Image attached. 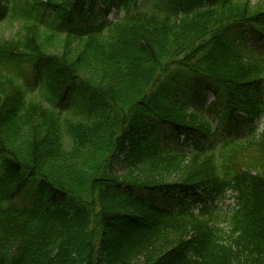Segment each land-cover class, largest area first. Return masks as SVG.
<instances>
[{
  "label": "trees",
  "instance_id": "trees-1",
  "mask_svg": "<svg viewBox=\"0 0 264 264\" xmlns=\"http://www.w3.org/2000/svg\"><path fill=\"white\" fill-rule=\"evenodd\" d=\"M119 1L124 16L84 26L114 0H0V25L20 24L0 35V264H264V132L250 124L264 112V52L243 51L237 29L264 39V9L156 0L147 14ZM184 71L244 136L187 150L161 135L210 131L216 112L167 93Z\"/></svg>",
  "mask_w": 264,
  "mask_h": 264
},
{
  "label": "rangeland",
  "instance_id": "rangeland-1",
  "mask_svg": "<svg viewBox=\"0 0 264 264\" xmlns=\"http://www.w3.org/2000/svg\"><path fill=\"white\" fill-rule=\"evenodd\" d=\"M155 1L156 0H139L137 3H132L131 12L132 13H147V14H152L154 12L161 13L160 11L157 10L154 4ZM157 1L159 2L160 0H157ZM247 1L249 2L250 4L249 6L253 12L258 9H264V0H247ZM188 2H190V0ZM194 2H195L194 0H191V3H194ZM126 12L127 11L123 7H121V2L119 0H114V6L109 12H105L104 5L98 3L96 6H94V8L89 9V12L86 14L85 17H80L78 22L81 25L88 26L91 24L99 23L103 20L114 21L115 19L124 16ZM74 22L76 23V21ZM17 24L18 26H20L19 23ZM18 26L16 24L6 22L5 24L0 25V35L2 36L12 35L17 31ZM237 29H238V32L240 33L243 32L244 34L243 35L244 37H243L239 33L240 35L239 44L241 45V48L243 49V51H246L247 47L250 46V47H253V49L255 47L258 51L264 52V39L254 38L252 35H249L250 34L249 32L251 29L247 26H245L244 29L242 28L240 29L237 28ZM43 40L47 44H51L52 39L45 37ZM61 42L62 40H59V43ZM181 78L182 79H180L179 83H174L175 86H171L170 88L171 92H167L168 95L171 97L175 96L178 99H180V101L187 103L188 108L192 113L198 112L196 109V105L198 106L203 105L202 112L204 111L207 116H208L209 109L216 113L213 115H209V120H210L209 123L211 126L209 133L200 134L199 138L195 139V141L187 140L184 137V135H180L178 137L176 134L171 135V133L166 129H164L166 131H162L161 135L163 137L172 138L176 136L177 143L179 145H185V149L193 150L197 144L216 148L219 145L220 141H222V139L241 138L248 132V129H249L248 124L232 123V122L230 123V121L229 122L221 121L222 112L220 113L217 112V110H219L220 103L218 102L216 95L214 94V92L210 91L209 89H206L205 85H203V83L199 80L197 76L193 74H189L188 72L184 71L183 76ZM164 83L165 82H163V84ZM163 84H162V87L164 88ZM28 89H29V95H34L38 91L37 81L35 80L34 77H31L29 80ZM154 93H157V92L154 91ZM74 95L75 94H72V96ZM163 95H167V94L166 93L164 94V91H163ZM40 96H42L41 92L40 94H38V97ZM72 98L73 97H68L66 99V102L69 103ZM262 98L264 99V94H262ZM76 99H77V96H76ZM244 116L246 115L244 114ZM200 120H202L201 116H200ZM250 124L255 126L259 132H264V112H262L259 115H256ZM115 171L118 174H122L124 172V165L121 161L116 164ZM35 189L36 188L33 185H29L28 187H26L23 190V192H21V194L25 195L26 197H24L22 202L20 201L21 204H18V205H24L25 203L29 204L27 201V197L33 198ZM187 200H188V203H186L185 206L187 207L190 205L195 210L200 208L201 205L203 204L201 200L196 199L192 195H189L187 197ZM219 202L220 200H217V199L215 200V203H219ZM182 204L183 203L174 202L173 207L178 209L182 206ZM224 204L227 207L229 205L233 206L235 204V199L233 197H227L224 201ZM164 205L168 206L169 203L166 202L164 203Z\"/></svg>",
  "mask_w": 264,
  "mask_h": 264
}]
</instances>
